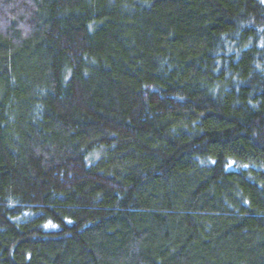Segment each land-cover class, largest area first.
Segmentation results:
<instances>
[{
  "label": "trees",
  "instance_id": "16d2710c",
  "mask_svg": "<svg viewBox=\"0 0 264 264\" xmlns=\"http://www.w3.org/2000/svg\"><path fill=\"white\" fill-rule=\"evenodd\" d=\"M0 264H264V0H0Z\"/></svg>",
  "mask_w": 264,
  "mask_h": 264
}]
</instances>
